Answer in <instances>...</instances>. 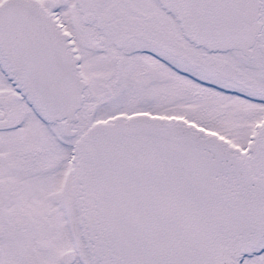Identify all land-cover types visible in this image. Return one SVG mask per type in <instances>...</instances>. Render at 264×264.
<instances>
[{
  "label": "snow or ice",
  "instance_id": "6c2138e0",
  "mask_svg": "<svg viewBox=\"0 0 264 264\" xmlns=\"http://www.w3.org/2000/svg\"><path fill=\"white\" fill-rule=\"evenodd\" d=\"M0 264H264V0H0Z\"/></svg>",
  "mask_w": 264,
  "mask_h": 264
}]
</instances>
